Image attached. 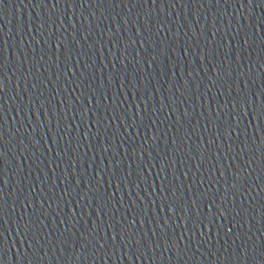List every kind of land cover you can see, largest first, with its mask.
<instances>
[{
  "label": "water",
  "instance_id": "obj_1",
  "mask_svg": "<svg viewBox=\"0 0 264 264\" xmlns=\"http://www.w3.org/2000/svg\"><path fill=\"white\" fill-rule=\"evenodd\" d=\"M0 264H264V0H0Z\"/></svg>",
  "mask_w": 264,
  "mask_h": 264
}]
</instances>
